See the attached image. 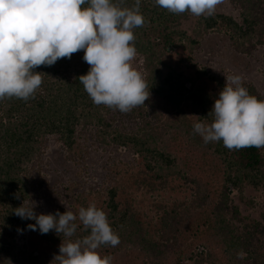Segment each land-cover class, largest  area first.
<instances>
[{"label": "rangeland", "instance_id": "obj_1", "mask_svg": "<svg viewBox=\"0 0 264 264\" xmlns=\"http://www.w3.org/2000/svg\"><path fill=\"white\" fill-rule=\"evenodd\" d=\"M127 1V6L134 3V0ZM180 15L175 28L181 32L178 51L166 56L164 65L153 60L147 70L145 58L139 53L131 62L150 91L144 106L121 113L99 105L92 114L98 117L101 114L108 124H96L94 118L88 122L81 120L71 149L64 148L56 136L40 140L36 155L26 167V196L21 204L30 207L32 202L37 214L57 211L63 214L66 210L77 213L78 207L86 208L94 203L107 215L111 192H114L119 211L116 217L123 211L132 217L133 238L139 242L144 239L143 247H148V243L164 244L167 237H174L177 245L183 242L181 253L166 252L149 261L143 259L144 264H247V254H237V247L231 251L227 244L215 247L211 227L223 220L226 229H222L230 232L225 234V239L236 242V246L246 232L245 227L251 223L264 227V184L257 188L244 184L222 197L226 170L216 169L215 164L209 163H218L217 157L212 156L213 149L207 148L212 142L205 144L193 132L191 116L204 119L203 110L189 99L176 104L163 95H156L150 84L153 79L159 83L169 73L176 79L179 72L174 70V64L187 59V65L195 64L207 76L224 83L226 75H241L243 86L253 88L264 100V40L262 44L250 45L225 24H220L217 18L220 15L242 24L241 8L231 0H222L212 16L196 17L190 12ZM206 18L216 19V27L209 29ZM83 56V51L72 55L70 72L87 74L90 66ZM186 74L187 71L182 75ZM171 93L176 94L173 89ZM205 122L209 123L207 119ZM125 136L148 139L153 152L147 156L131 144L121 146ZM157 152L168 156L171 164L155 160ZM206 163L210 166L209 172ZM221 201L225 208L217 213L213 207ZM26 221L23 229L13 231L2 226L0 220V264H50L54 255H58L64 237L54 230L48 234H41L38 228L30 230L27 226L35 221ZM82 232L81 225L76 237H82ZM260 246L264 250V238ZM117 247L123 249L121 240ZM101 250L98 249L100 254ZM120 253L121 250L116 251ZM178 257L182 260L178 261Z\"/></svg>", "mask_w": 264, "mask_h": 264}, {"label": "clouds", "instance_id": "obj_2", "mask_svg": "<svg viewBox=\"0 0 264 264\" xmlns=\"http://www.w3.org/2000/svg\"><path fill=\"white\" fill-rule=\"evenodd\" d=\"M222 0H154L172 14L190 12L212 16ZM87 5V7H82ZM141 0L127 6L126 0H0V101L35 98L42 75L35 69L53 66L84 52L90 67L78 77L92 102L121 113L144 106L150 91L132 61L137 56L134 29L143 27ZM206 118H194L193 132L205 144L223 142L229 149L264 148V100L250 95L238 74L225 76V85ZM208 115V116H209ZM15 208L23 220H34L30 230L63 236L59 255L50 264H112V256H101V246L116 247L118 234L106 213L94 203L78 212L37 214L34 205ZM87 235L76 237L78 228ZM75 237V238H74ZM239 255L243 256L244 253Z\"/></svg>", "mask_w": 264, "mask_h": 264}, {"label": "trees", "instance_id": "obj_3", "mask_svg": "<svg viewBox=\"0 0 264 264\" xmlns=\"http://www.w3.org/2000/svg\"><path fill=\"white\" fill-rule=\"evenodd\" d=\"M231 1L239 4L241 8L242 24L239 25L231 18L222 15L217 16L220 24H225L235 36L243 37L250 45L262 44L264 40L263 0ZM82 7H87V5ZM140 11L145 18V24L143 27L134 29L135 47L137 53L145 58L148 70L153 60L164 65L166 56L178 51L181 32L176 31L175 28L178 27L181 15L172 14L156 6L154 0H141ZM217 22L214 18L205 19V24L209 29L215 28ZM174 65V70L179 72L176 79L170 73L163 80H159V83H155V79L153 82L151 78L149 79L151 83L153 82L150 84L151 91H154L156 95L165 96L176 104L184 99L191 100L203 110V118L210 123L212 116L209 113L225 83L216 77L207 76L205 70L195 64L187 65V59H180ZM69 67L70 59L68 58L59 59L53 66H40L35 71L44 73V75H42V85L37 90L35 98L28 101L6 98L0 101V220L2 226L7 229L17 231L27 224L26 220L16 216L13 211L22 205V200L26 196L24 180L26 167L36 155L39 141L45 137L56 136L64 148L71 149L76 142L75 134L81 120L87 119L86 122H88L89 119L94 118L96 124L101 126L108 124L101 114L100 117L92 114L98 106L94 105L78 80L80 75H84L83 72L72 73ZM185 71L187 74L182 75ZM172 89L176 92L175 95H172ZM247 90L250 95L262 100L253 88L247 87ZM122 139L121 146L131 144L139 152L144 151L147 156L153 152L148 139L133 136H125ZM207 148L213 149L212 156L217 157L218 160V163L215 161L209 163L215 164L216 169L226 170L222 197L244 184L254 188L264 184V148L247 147L229 150L222 141L212 142L211 146L207 145ZM155 156H157L155 160L167 162V165L171 164L168 156L159 152ZM205 165L209 172L210 166L207 163ZM200 170L205 171L203 168ZM114 197V192H111L107 219L118 234L123 249L108 246V250H105L106 246H101V252L103 251L101 256H112V264H142L143 259L149 261L151 258H158L159 255L164 256L166 252H171L173 255L178 251L181 253L183 242L177 245L174 237L165 238L164 244L148 243V247L145 245L143 247L144 239H141V242L134 240V232H132L134 220L126 211L116 217L119 211ZM224 208L223 201L219 206L213 207L217 213L223 211ZM217 217H220L219 214ZM222 227L226 229L223 220L217 221L211 227L215 247L227 244L229 251L237 247V254L241 252L247 254L245 260L247 264H264V250L260 246V241L264 238L263 226L251 223L245 227L246 232L237 246L236 242L225 239V234H230V232H225ZM87 234L84 231L81 233L82 236ZM120 250L121 253L116 254V251ZM177 260L182 259L178 257Z\"/></svg>", "mask_w": 264, "mask_h": 264}]
</instances>
